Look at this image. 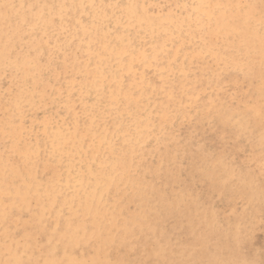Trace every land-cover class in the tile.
I'll return each instance as SVG.
<instances>
[{"label": "rangeland", "instance_id": "obj_1", "mask_svg": "<svg viewBox=\"0 0 264 264\" xmlns=\"http://www.w3.org/2000/svg\"><path fill=\"white\" fill-rule=\"evenodd\" d=\"M165 1L166 0H93V5L96 7L83 4L82 8L80 7L79 0H74V2H72V0L5 1L17 5H38L40 7L34 9L25 7L13 11L12 15L14 19L9 24H5L3 19H0V31L1 34L3 33L2 36L0 34V49H2V47L5 48L3 45L6 46V44H2L6 42V38H4L5 33L9 37L10 48L15 47L16 49H20L9 51L11 53V62H9L7 57L5 60L0 61V76L2 77H0V94H3L0 99V118L2 119L0 123V162L4 163L2 168L0 166L2 170L0 171V184L2 183V185H0V210H2L5 200H11L17 203L16 215L14 218L5 223L4 219L0 217V258L2 256L4 257L5 253L4 234L6 231L23 232L24 229L39 231L45 238L43 240V245L46 246L48 241L46 238L49 239L53 237V230L56 229L58 222L61 225V230H63L64 226L67 224V218L72 217L75 221L73 230L74 228H79V235L81 237L85 236L84 229L87 226L89 229L87 236L91 237V228L93 224H96L97 235L101 236V239L94 241L92 244H82L78 247H74L72 241L69 244L68 241L61 242L59 245L61 249L59 258L61 259H68L70 256V258L72 257L73 259L86 261L130 260L147 262L157 259H167L169 261L182 260L189 258L184 255L185 250L190 249L191 246L199 240L201 244L205 246L208 244H211L214 248L219 246L222 255L227 259L239 260L244 262V264H264V224H262V218H264V202H262L261 199V183L264 182V168L261 167L262 151L258 140L260 139L261 126L258 122H253L251 126L240 127L239 129L236 128V126H239V122H236L239 119H231V121L233 120L231 123L229 119L225 120L224 118V115L238 111V106L233 108L230 112L225 110L228 109L227 105L231 103L233 96L244 98L248 101H254L259 94L258 89L261 88H258L259 79L257 73L259 69L256 66L255 76L250 79H245L235 71V68L231 67V63H233L231 59L221 64L214 59L212 54L205 47L209 46L212 49L219 50V54L227 55L229 58L232 56H236L238 59L241 56L248 58L249 53L241 51V48H236L237 43H240L241 40L243 42V38L240 39L234 33L224 36L216 33L214 28L198 29L199 27L195 24L192 25L191 31H189L187 25H185L181 31L179 22H182L184 18L188 17L190 14L195 16L199 13L193 12L191 8H178L177 5L197 4L196 0H168L166 1L168 4H166ZM225 1L227 3H245V0ZM129 2L139 5V8L135 10V14L131 18L126 16L124 7H122L123 5L130 4ZM211 2L215 3L218 2V0H211ZM60 5L66 6L63 8L60 16L63 15L65 17V28L67 31H61L60 28L57 27L54 35L51 29L47 32H45L43 28H38L33 31L24 25L23 18L25 16L31 18L33 14H40L44 19L55 16L57 18V25H59L60 16L57 13V8H59ZM168 6L171 7L168 8ZM48 7H50L51 10H55V13L48 15ZM98 12L106 14L105 19L107 21L104 20L101 22V26L107 25L109 21H111L114 29L113 31L118 34L108 35V37H104L102 32L95 34L91 38L93 39L95 37L92 42L93 48L95 46L98 47L96 41L99 39L108 45L106 53L108 55H111L115 44L114 49H117V51L121 50L122 47L129 50L135 48L137 55L145 52L146 56H149L146 64L136 63L135 65H132L131 56L127 57V65H132L131 75L128 74V67L124 64L117 63V57L112 56L114 67L118 70H122L125 87L124 95H121L119 85L115 83L111 84V87L116 90V93L118 91L117 95H121V102L119 108L120 112L119 110L116 112V108L112 109V106L110 107V103L107 101L104 102L103 111L110 114V116L107 117V128L102 122V118H104L103 114L95 102V89L93 88L94 90H92V94L94 95L90 92H84V89L88 86L91 87V85L85 83L86 78L83 76L77 77L74 83L73 104L75 111L69 113L62 107L67 99L68 80L72 79L71 69L68 65L74 63L75 57H70L68 65H66L64 56L56 51L58 47H69L68 41L72 40L73 37H76V40L69 49L70 51L79 47V45L81 48L86 49L85 43L81 45L80 39L84 38L85 35L88 36L90 33H86L82 25H88V23L93 20L94 14ZM17 16L21 21L19 26H17L15 19ZM143 17L148 19L149 24L147 27L145 26ZM167 17H170V19L167 20ZM115 18L122 19L119 21L120 28H117L116 24H114ZM160 19H162V21H160ZM175 19H180V21L177 20V28L172 29L168 25L169 20L173 21ZM158 23H164V25L168 26L169 29L167 30V34L165 32L161 35V33L157 32L156 25ZM177 29L178 31H176ZM129 34H131V36H129ZM56 36H59L60 40H57ZM119 36L123 37V42L119 40ZM113 40L116 42H113ZM35 41L36 44L34 43ZM185 43L187 45H185ZM229 45L231 47H229ZM32 46L35 47L33 48ZM152 47L154 50L156 49L155 55H152L154 53ZM160 47L162 48L161 51ZM199 51H201L200 54L195 57L196 53ZM50 53H52L51 61L49 57ZM190 55L193 56L188 58ZM22 56L23 58L25 56H31L40 60L41 64L36 68L35 72L30 73L28 71L26 73L23 70H18L15 67V62L17 59L22 60ZM82 56L84 57L83 52L81 53V59H84L85 57L83 58ZM251 56L253 58L254 55L252 54ZM95 62V59H93V65ZM158 65L159 67H157ZM76 67L79 69L80 66L77 64ZM183 69L187 71H183ZM233 71L235 72L233 73ZM220 72H223V75H220ZM28 74H32V77L30 75L28 76ZM162 76L165 77L166 83H170V88L168 87L166 91H161L157 87V85L161 83ZM238 76L239 78H237ZM206 77L207 81L205 80ZM76 81L79 83H76ZM82 83L85 87H83ZM78 84L80 86L82 84V86L80 87ZM33 85H36L37 88L39 86V90L42 89L41 92L44 97L39 107L37 100L33 102L32 99H29L32 102L26 104L27 111L25 118L22 120L16 109V103L14 104L11 100H13L15 93L18 94L20 90H25V87L29 86L33 87ZM185 86L189 87L186 88ZM197 86L199 87L197 88ZM77 87L80 88L78 89ZM61 89L64 90L63 97H61ZM137 91L146 93V97L143 98L140 104H136L137 107L135 109H147L144 108V105L145 107L149 105L154 106L149 124L143 129L147 136L142 137L144 143L142 142L143 144L141 143V146L138 144L139 142H133V139L130 143H121L115 136L112 137L111 145H109L107 141H99L96 143V140H91L93 139L92 136H89L86 140H81L77 136L78 131L80 133L84 131L83 125L85 116L89 111L90 113L101 114V119L96 120V126L93 128L95 138L100 135V131L107 132L108 134L114 132V129H117L116 132H120V130L124 132L130 131L132 127L127 122H131V115L122 110L124 104L123 96L131 94L130 92L136 93ZM86 93L90 94L87 95ZM79 94L82 95L79 96ZM109 95H111V93H109ZM179 95L184 97L186 105L189 103V96L207 97L208 100L213 99L215 106L212 109V114L209 115L207 111L208 104L200 103L195 99L191 101L190 106L183 107L176 102V99H169L170 96L179 98ZM225 96L226 98H224ZM92 97L94 98L92 99ZM196 102L198 103L196 104ZM81 104L84 106H81ZM87 108H89V111ZM158 109L164 110L163 118H158V115L155 113ZM76 112L80 113L79 130L76 128ZM119 115L124 119L119 118ZM207 116H210V119H208ZM227 117H230V115ZM220 118H222V121ZM8 119L13 125H17L19 122L26 125L21 131L20 138L17 137L15 140L24 142L25 139L31 137L29 143L35 144L37 140V135L35 134L38 133L41 141V148L45 147V138L42 137H46L39 131L40 126L42 127V121L47 119L56 124L59 122V127L63 128L65 132H69L70 130L71 133L68 137L69 140L67 138L65 144L72 145L74 142L77 146L79 145L82 150L80 155L88 157L89 159L97 157L98 159H102L97 165L93 166L95 172L105 169L104 162L106 159L110 157L113 159L123 158L125 160L123 169L121 170V166H116L117 175L121 174V176L117 177L116 185L110 186L108 182L109 178H106L107 180L104 181L102 180L99 184L104 185L97 187L98 189L96 192L99 194L96 193L91 198L89 197V211H86L78 205V200L80 197L83 199V197L86 196L90 187L86 188L85 192H83L81 188H78L79 183L77 184V182L72 180L67 185L68 189L66 186H61V189L57 190L55 194V202L52 210L60 212L59 216H57V212H50L46 205V207L41 211L39 210V212L36 200L33 199L34 195H31V192L33 193L32 190L40 191L42 183H49L50 181L48 180L56 176V174H54L56 170L61 172L60 175L62 179H64L67 174L65 170L66 165L64 164V167L56 165L55 159L51 154L50 144L48 143L46 146L48 150L47 156L41 152L40 158L35 160L34 163L20 164L19 177L13 178L12 180H10V178H4L3 181V172L8 171L11 166H13V164H10L11 161H19L20 159L18 156L15 158V156L10 153L9 150L11 147H9V139H6L4 135L6 131L1 133V130L9 129L10 126L6 124ZM122 121L124 122L123 124ZM150 121L153 123L151 124ZM87 123L92 125L93 121L88 119ZM233 123L237 124L234 125ZM162 125L163 129L168 127L164 129L166 131L162 129ZM34 126L35 128H32ZM145 130H147V132ZM168 131L170 132L167 133ZM249 131H252L251 135L253 133L254 137H250ZM32 133L34 136H32ZM234 134L237 135V137ZM155 136L158 137L155 138ZM2 137H4L5 140ZM145 138L147 140H145ZM162 138L163 142L168 143L164 144L161 142ZM92 141L96 144L92 145ZM255 141L257 143H254ZM98 143L100 147L95 149V145ZM152 144L156 145L153 146ZM3 146L4 150L2 149ZM114 148L115 152L111 155L110 152L112 149L114 150ZM73 150L76 151L74 147ZM156 150L158 152H156ZM6 152H8V156ZM184 152L187 155H183ZM165 153L167 154L166 156L162 155ZM199 154L201 156H199ZM202 156L203 158H201ZM179 159H181V162H179ZM203 162L204 164H202ZM178 163H181L180 166H178ZM125 165L132 170V175L124 174ZM228 165L234 170H240L237 172L243 174L238 173V176L232 174L227 168ZM3 167H5V169H3ZM72 171L74 172L75 168H72ZM5 173L6 172H4V174ZM29 173H31V176ZM103 173H107V170H104ZM112 173H110V175ZM243 175L248 180L250 179L255 186L254 188H256V191H253L252 194L257 196L251 195L247 200H245L242 195L246 191V186L241 179ZM37 176H39L42 181L39 185L35 183V177ZM29 185H32L34 188L31 187L29 189ZM16 189H18L17 193L15 192ZM99 195L103 197L99 199ZM22 197L25 199L27 197L25 201L31 203V212L28 211V203L27 206L24 207V211L20 212L18 204ZM40 200L46 202L44 199ZM67 200H72V203H68ZM45 208H47L46 212ZM105 223L106 225L104 226ZM101 224L103 225L102 234L100 233ZM56 238L59 239L58 236ZM239 241H241V245ZM65 249L66 253H64ZM35 253L37 256L40 255L38 249L35 250Z\"/></svg>", "mask_w": 264, "mask_h": 264}, {"label": "snow or ice", "instance_id": "obj_2", "mask_svg": "<svg viewBox=\"0 0 264 264\" xmlns=\"http://www.w3.org/2000/svg\"><path fill=\"white\" fill-rule=\"evenodd\" d=\"M28 8H37L38 5H17L15 3L3 2L0 0V19H3L5 24H9L13 19L12 12L18 9ZM47 7V6H45ZM92 7H96L92 5ZM122 7L129 10L130 14H135V10L139 8V5L127 4ZM177 7H183L185 9L191 8L193 12H198L200 15H189L180 22L179 27L181 31L183 27L187 25L189 31L192 30V25L195 24L197 27L205 26L210 28L212 22L215 21L217 27L221 25L223 28L231 33H236L247 39L250 43L251 39L258 34L259 36V72L261 78V90H260V101L257 105L251 101H248L244 98L233 97L231 103H229L228 110L231 111L233 108L238 106V111L235 112L234 116L228 117V119H233L235 116H239V123L241 127H244V124L247 123L251 126L252 122L259 120L261 126L260 134V146L262 151L261 157V167L264 168V0H260L259 12L257 13V5L252 3H227L218 0V2H201L199 4L192 5H177ZM17 26L20 24V19L17 16L16 18ZM23 23L31 30L35 31L38 28H43L45 32L49 29L52 30L55 35L57 27L61 31H67L65 28V17L61 15L59 17V25H57V18L51 16L48 19L40 14H33L31 18L25 16L23 18ZM104 28L103 35L108 36L109 33L113 32V25L111 21L107 25L101 26ZM116 27H119V21L116 22ZM99 31V30H98ZM57 40H60L59 36H56ZM76 37H73L72 40L68 41L69 47H58V51L61 55L64 56L65 64L68 65L70 57L75 56V61L68 67L71 69L72 79L68 80V89H67V99L63 103L62 107L64 110L72 113L75 111L73 104V88L74 83L77 77L83 76L86 78L85 83L91 85L92 88L96 91V104L99 106L101 113L103 114V124L105 127H108V119L110 116L109 113L104 112V102L107 101L111 104L113 108L119 110L121 95H124L125 80L123 78L122 70H118L114 67L112 63V56L117 57V63L124 64L128 67V74L131 75L132 65L136 63L146 64L148 62V57L145 53L136 54L135 48L122 49L117 51L113 49L111 55L107 53V45L103 41L97 39L96 43L97 48L92 47V41L87 40V36L80 39L81 45L87 41L88 48L83 49L81 47H76L74 50L70 51L69 49L73 46ZM83 52L84 59H81V53ZM131 56L132 65H127V57ZM6 57L9 62H11V53L6 50ZM50 61L52 59V53L49 54ZM219 63L223 64L228 59H231L233 63L236 64L235 71L243 76L245 79H250L255 76L256 66L254 59L251 56V48L249 50V57L245 58L241 56L239 59L236 56L229 58L227 55L217 54ZM93 59H95V65H93ZM41 64V61L35 59L31 56L25 57L23 63L19 59L15 62V67L18 70H23L26 73L30 70L38 68ZM79 65L77 69L76 65ZM223 75V72L219 73ZM239 78V76L237 77ZM118 84L120 87L121 95H117L116 90L111 87V84ZM161 91H166L169 87V84L165 82V78L161 77V83L157 85ZM63 89H61V97H63ZM111 93V95H109ZM130 98V97H128ZM169 99H176V102L183 106H190L191 101L195 99L198 102H203L205 104H212V101L208 100L207 97L200 96H189L188 104H185L184 97L180 96L179 98L169 97ZM26 96L21 94L16 100V109L20 114L21 119L23 120L26 114V104L31 103ZM227 103V102H226ZM209 115L212 114V108L207 109ZM91 119L93 121L92 125L87 123V120ZM101 119L100 113H88L85 116L84 122V131L83 133L77 132V136L81 140L88 139L89 136L93 137L95 140V133L93 128L96 126V120ZM21 127H26V125L21 124ZM76 128L80 129V113L76 112ZM49 129L51 131L49 132ZM44 133L47 137L44 140L45 147L41 148V141L39 139V134L37 133V140L35 144H30L29 141L31 137L27 138L24 142L19 140L12 143L10 152L14 156H18L19 161H11L13 167H19L20 164L34 163L35 160L40 158L41 152L46 156L48 155L47 144L49 141L53 146V150L57 149L58 141H64L70 136L69 132H65L63 128L59 127L56 123H53L49 120L44 121ZM8 135V133H5ZM63 146V144H61ZM124 174L132 175V170L125 165ZM242 182L246 186V191L242 194L245 200L252 195L254 191V184L252 181L248 180L245 177H242ZM35 183L39 185L42 183L39 176L35 177ZM102 198V197H101ZM261 199L264 202V182L261 183ZM28 203V211L31 212V203ZM17 203L11 200H5L3 202V208L0 210V217H2L7 223L10 219L14 218L16 215ZM24 211V207H20V212ZM47 208H45V212ZM75 221L72 217L67 218V224L61 230V225L58 223L56 229L53 230V237L49 238L47 245H43L44 236L39 231H32L29 229H24L23 232H11L6 231L4 234V257L0 258V264H244V262L239 260H232L225 258L219 246L213 247L211 244L203 245L199 240H197L190 249H186L184 252L185 256H188L187 259L182 260H167V259H157L155 261H130V260H80V259H61L59 258L60 253V243L63 241L71 240L74 247L81 246L82 244H92L94 241L101 239V236L97 235V225L93 224L91 228L92 236L88 237L87 232L89 229L85 227V236L81 237L79 235L80 229L76 228L73 231ZM262 224H264V218H262ZM101 227V234L103 225ZM59 237L57 239L56 237ZM10 242V243H9ZM115 242V241H113ZM38 249L40 255L37 256L35 250ZM66 251V249H65ZM159 255V253H158Z\"/></svg>", "mask_w": 264, "mask_h": 264}, {"label": "bare ground", "instance_id": "obj_3", "mask_svg": "<svg viewBox=\"0 0 264 264\" xmlns=\"http://www.w3.org/2000/svg\"><path fill=\"white\" fill-rule=\"evenodd\" d=\"M6 0H3V2H5ZM31 1H33V0H31ZM120 1V0H119ZM154 1V0H153ZM166 1H168V0H166ZM165 1V2H166ZM178 1V0H177ZM197 1V4H199V3H201V2H211V0H196ZM260 0H245V3H252V4H255V5H257V9H256V11H257V13L259 12V5H258V2H259ZM72 2H74V0H72ZM79 2H80V7L82 8L83 7V4H89L90 6H92L93 5V0H79ZM113 2V1H112ZM116 2V1H115ZM118 2V1H117ZM170 2V1H169ZM222 2H226L225 0L223 1L222 0ZM130 4H132L131 2H129ZM181 3V2H180ZM166 4H168L167 2H166ZM259 4H260V2H259ZM115 5V4H114ZM161 5V4H160ZM176 5H177V3H176ZM179 5V4H178ZM172 6H174V5H172ZM59 7V6H58ZM64 7H66V6H64V5H60V7L59 8H57L58 10H57V13L59 14V16H60V14L62 13V11H63V8ZM160 7V6H159ZM161 7H162V5H161ZM163 7H164V5H163ZM166 7V6H165ZM169 7H171V6H168V8ZM176 8V7H175ZM179 8V7H178ZM175 10V9H174ZM47 11H48V15H50L51 13H55V10H51L50 9V7H48L47 8ZM124 11L126 12V16L127 17H133L134 16V14H130V12H129V10L128 9H126V8H124ZM119 13V12H118ZM85 14V13H84ZM116 14V13H115ZM190 14V13H189ZM138 15V14H137ZM198 15H200V13L198 14ZM145 16V15H144ZM176 17H178V16H176ZM106 18V14L105 13H103V12H98V13H95L94 14V17H93V20H91V22H89L88 23V25H82V28H83V30L86 32V33H90V34H88V36H87V40H90V41H92L93 42V40L95 39V37L93 38V39H91L95 34H97V33H101L102 32V34H103V32H104V28H102L101 27V22H103L104 20H106L105 19ZM122 18V17H121ZM121 18H115V20H114V24H116V22L117 21H120V20H122ZM144 19V22H145V26L147 27L148 26V19L146 18V17H143ZM167 20L168 19H170V17H167L166 18ZM67 20V19H66ZM180 21V19H175V20H169V27H171L172 29H176L177 28V26H178V23L176 22V21ZM107 21V20H106ZM160 21H162V19H160ZM166 21V20H165ZM180 23V22H179ZM122 24V23H121ZM132 25V24H131ZM156 25V24H155ZM76 26V25H75ZM127 26V25H126ZM133 26V25H132ZM152 27V26H151ZM195 27V26H194ZM120 28V27H119ZM136 28V27H135ZM134 28V29H135ZM208 29V27H205V26H200L198 29ZM211 28H214V31L216 32V33H218V34H220V35H224V36H226V35H230L231 34V32H229V31H227V30H225L224 28H223V26L221 25L219 28L217 27V25H216V23H215V21H213L212 22V25H211ZM126 29V28H125ZM156 29H157V32L158 33H161V35H162V33H165L166 32V34H167V30L169 29L168 28V26L167 25H164V23H158L157 25H156ZM171 29V30H172ZM99 30V31H98ZM126 30H128V29H126ZM137 30V29H136ZM196 30V29H195ZM116 31H118V30H116ZM135 31V30H134ZM176 31H178V29L176 30ZM131 32V31H130ZM150 32V31H149ZM171 32V31H170ZM117 33V32H116ZM115 33V31H113L112 33H109L108 35H115L116 34ZM123 33H125V32H123ZM132 33V32H131ZM157 33V34H158ZM0 34H1V31H0ZM3 34V33H2ZM2 34H1V36H2ZM85 34V33H84ZM118 34V33H117ZM126 34H128V33H126ZM202 34V33H201ZM236 36H238L240 39L241 38H243V42H242V40L240 41V43H237V47L236 48H241V51H244V52H246V53H249V50H250V48H251V55L253 54L254 56H253V59H254V62H255V66H257L258 67V69H259V60H260V54H259V36H258V34L257 35H255L252 39H251V41H250V43L247 41V39L245 38V37H243V36H241V35H237L236 33H234ZM5 35V37L4 38H6L5 40H6V42L5 43H2V44H6V46L5 45H3L5 48H3L2 47V49H0V61H3V60H5V58H6V50L7 51H13V49H16L15 47L13 48V47H11L12 48V50H11V48H10V40H9V37H8V35L5 33L4 34ZM86 36V35H85ZM129 36H131V34H129ZM234 36V35H233ZM105 37V36H104ZM108 37V36H107ZM135 37V36H134ZM125 38V37H124ZM107 39V38H106ZM112 39V38H111ZM118 40V39H117ZM119 40L120 41H122L123 42V37L121 36H119ZM118 40V41H119ZM150 40V39H149ZM2 41V40H1ZM12 41V40H11ZM111 41V40H110ZM109 41V42H110ZM133 41V40H132ZM162 41V40H161ZM190 41V40H189ZM113 42H116V41H114L113 40ZM137 42V41H136ZM160 42V41H159ZM192 42V41H191ZM1 43V42H0ZM35 44H36V41L34 42ZM112 43V42H111ZM118 43V42H117ZM170 43V42H169ZM190 43V42H189ZM1 44V45H2ZM79 44V43H78ZM84 44V43H83ZM154 44V43H153ZM156 44H157V42H156ZM206 44V43H205ZM230 44H233V43H230ZM13 45H14V41H13ZM139 45H140V43H139ZM165 45V44H164ZM185 45H187L186 43H185ZM190 45H191V43H190ZM200 45V44H199ZM199 45H197V46H199ZM85 46H86V49L88 48V43H87V41L85 42ZM95 46V45H94ZM108 46V45H107ZM114 46H115V44H114ZM114 46H113V49H114ZM134 46V45H133ZM136 46V45H135ZM156 46H158V45H156ZM33 48L35 47V46H32ZM79 47H80V45H79ZM96 47V46H95ZM94 47V48H95ZM117 47V46H116ZM162 47H163V49H164V46L162 45ZM206 48H207V50L212 54V56L214 57V59L215 60H217V62H219L218 61V58H217V54H219V50H215V49H212V48H210L209 46L207 47V46H205ZM229 47H231L230 45H229ZM0 48H1V46H0ZM97 48V47H96ZM136 48H138V47H136ZM142 48V47H141ZM144 48V47H143ZM198 48V47H197ZM202 48V47H201ZM19 48H17L16 50H18ZM122 49H124V47H122L121 48V50ZM152 49L154 50V48L152 47ZM161 47H160V51H161ZM166 49V48H165ZM20 50V49H19ZM73 50V49H72ZM108 50H109V48H108ZM117 50V49H116ZM151 50V49H150ZM153 50H151V51H153ZM156 50V49H155ZM155 50H154V53L152 54V55H155ZM15 52H17V51H15ZM113 52V51H112ZM165 52V51H164ZM200 52L201 51H199L198 53H196V55H195V57L196 56H198L199 54H200ZM253 52V53H252ZM13 53V52H12ZM145 53V52H144ZM152 53V52H151ZM209 53V54H210ZM223 53V52H222ZM16 54V53H15ZM24 54V53H23ZM147 54H148V52H147ZM163 54V53H162ZM210 54V55H211ZM20 55H21V52H20ZM150 55V54H149ZM17 56V55H16ZM19 56V55H18ZM163 56V55H162ZM193 55H190L188 58H191ZM223 55H221V57H222ZM25 57H27V56H25ZM24 57V58H25ZM75 57V56H74ZM83 57V56H82ZM149 57V56H148ZM150 57H151V55H150ZM153 57V56H152ZM155 57V56H154ZM167 57V56H166ZM19 58H21V57H19ZM22 58H23V56H22ZM24 58L21 60V59H19V60H21L20 62L21 63H23V60H24ZM84 58V57H83ZM181 58V57H180ZM15 59H17V58H15ZM154 59V58H153ZM156 59V58H155ZM153 62V61H152ZM160 62V61H159ZM72 63V62H71ZM224 63H226V62H224ZM153 64H154V62H153ZM161 64V63H160ZM95 65V64H94ZM179 66V65H178ZM214 66V65H213ZM66 67V66H65ZM153 67V66H152ZM157 67H159V65L157 66ZM187 67V66H186ZM231 67L232 68H236V64L235 63H231ZM146 69H148V68H146ZM158 69V68H157ZM160 69H161V67H160ZM159 69V70H160ZM257 69V70H258ZM162 70V69H161ZM180 70V69H179ZM36 71V69H34V70H30L29 72L31 73V72H35ZM165 71V70H164ZM183 71H187V70H185V69H183ZM232 71V70H231ZM178 72V71H177ZM180 72H181V70H180ZM235 71H233V73H234ZM7 73V72H6ZM25 73V72H24ZM157 73V72H156ZM165 73V72H164ZM175 73H176V71H175ZM179 73V72H178ZM160 74V73H159ZM177 74V73H176ZM180 74V73H179ZM182 74V73H181ZM212 74V73H211ZM7 75H8V73H7ZM31 76L32 74H28V76ZM163 75V74H162ZM171 75V74H170ZM194 75V74H193ZM5 76V75H4ZM172 76H173V73H172ZM183 76V75H182ZM1 77V76H0ZM32 77V76H31ZM30 77V78H31ZM164 77V76H163ZM174 77H175V75H174ZM184 77H185V75H184ZM211 77V76H210ZM216 77V76H215ZM257 77H258V79H259V84H258V88H260L261 87V78H260V72L258 71V73H257ZM2 78V77H1ZM165 78V77H164ZM182 78V77H181ZM217 78V77H216ZM11 79H12V77H11ZM81 79V78H80ZM172 79V78H171ZM174 79V78H173ZM79 80V79H78ZM82 80H83V78H82ZM154 80V79H153ZM179 80V79H178ZM186 80H188V79H186ZM206 81H207V77H206V79H205ZM168 81V80H167ZM183 81H184V79H183ZM202 81H204V80H202ZM205 81V82H206ZM213 81H215V80H213ZM24 82H25V80H24ZM78 81H76V83H77ZM81 82V81H80ZM142 82V81H141ZM176 82V81H175ZM178 82V81H177ZM204 82V83H205ZM216 82V81H215ZM22 83V82H21ZM79 83V82H78ZM33 84V83H32ZM83 84V83H82ZM82 84H81V86H82ZM153 84H154V82H153ZM168 84H170V83H168ZM172 84V83H171ZM179 84V83H178ZM177 84V85H178ZM191 84V83H190ZM29 85V84H28ZM38 85V84H37ZM40 85V84H39ZM79 85V84H78ZM188 85V84H187ZM198 85V84H197ZM215 85V84H214ZM250 85V84H249ZM252 85V84H251ZM80 86V85H79ZM80 86V87H81ZM151 86H152V84H151ZM154 86V85H153ZM200 86V85H199ZM199 86H197V88L199 87ZM79 87V88H80ZM83 87H85V85L83 84ZM186 87V86H185ZM189 87V86H188ZM188 87H186V88H188ZM196 87V86H195ZM26 89L25 90H20L19 92H18V94H14V96H13V100H11V101H13L14 102V104L16 103V100H17V98L21 95V94H23L24 96H26L28 99H32V101L34 102L35 100H37V103H38V107H39V104L41 103V100H43V97H44V95L42 94V92H41V90H39L38 88H39V86H38V88H37V86L36 85H33V87H25ZM78 88V87H77ZM78 88V89H79ZM152 88V87H151ZM170 88V87H169ZM192 88H194V87H192ZM191 88V89H192ZM84 89V88H83ZM117 89V88H116ZM185 89V88H184ZM9 90V89H8ZM92 90H94L92 87H90V86H88V87H86L85 89H84V92H90L91 94L93 93V91ZM150 90V89H149ZM219 90H221V89H219ZM260 90H261V88L260 89H258V92H259V94L256 96V98L254 99V101H251V102H253V103H256L257 105L259 104V101H260ZM153 91V90H152ZM158 91V90H157ZM176 91H177V89H176ZM83 93V92H82ZM90 93H86L87 95H89ZM117 93H118V91H117ZM131 94H126L125 96H123L124 97V104H123V111H125L127 114H129V115H131V122L130 121H126L128 124H130L131 125V130L130 131H126V132H124V131H121L120 130V132H116V130L117 129H114V132H110L109 134L107 133V132H103V131H100V137L98 136V137H96L95 138V140H96V143L97 142H99V141H107L108 142V144L109 145H111L112 144V137H114L115 136V138H118L119 139V141L121 142V143H126V142H128V143H130V142H132V139H133V142H139L138 144L140 145L143 141H142V137L143 136H147V134L143 131V129L145 128V127H147L148 126V124H149V120L151 119V117H152V113H153V108H154V106L153 105H149L148 107H145V105H144V108H147V109H141V110H137V109H135L137 106H136V104H140V102H142L143 101V98L144 97H146V93H142V92H136V93H132V92H130ZM148 93H150V92H148ZM158 93V92H157ZM96 94V93H95ZM133 94H136V95H133ZM249 94V93H248ZM2 95L3 94H0V99H1V97H2ZM82 94H79V96H81ZM86 95V96H87ZM92 95H94V94H92ZM175 95V94H174ZM251 95H252V93H251ZM158 96V95H157ZM180 96V95H179ZM182 96V95H181ZM242 96H243V94H242ZM241 96V97H242ZM128 97H130V98H128ZM160 97V96H159ZM234 97V96H233ZM80 98V97H79ZM94 97H92V99H93ZM150 98V97H149ZM163 98V97H162ZM224 98H226V96L224 97ZM47 99V98H46ZM46 99H44V100H46ZM85 99V98H84ZM86 100H89V99H86ZM91 100V99H90ZM160 100V99H159ZM210 101H212V104H208L207 106H208V108L209 107H211L212 109H213V107L215 106L214 105V102H213V99H209ZM84 101V100H83ZM3 102V101H2ZM79 102V101H78ZM87 102V101H86ZM85 102V103H86ZM148 102V101H147ZM149 102H151V101H149ZM87 103H89V102H87ZM198 102H196V104H197ZM201 103V102H200ZM203 103V102H202ZM3 104V103H2ZM84 104V103H83ZM83 104H81V106L83 105ZM132 104V105H131ZM155 104V103H154ZM41 105V104H40ZM122 105V104H121ZM130 105H131V108H130ZM162 105V104H161ZM170 105V104H169ZM79 106V105H78ZM84 106V105H83ZM90 106H92V105H90ZM89 106V107H90ZM93 107V106H92ZM110 107H111V104H110ZM157 107V106H156ZM84 108V107H83ZM162 108H163V106H162ZM88 109V111H89V108H87ZM112 109H113V107H112ZM156 109V108H155ZM166 109V108H165ZM169 109V108H168ZM106 110V109H105ZM167 110V109H166ZM174 110V109H173ZM225 110H227L228 112H230L228 109H225ZM224 110V111H225ZM47 111V110H46ZM118 110H116V112H117ZM122 111V112H123ZM155 111V110H154ZM178 111V110H177ZM115 112V111H114ZM119 112H120V109H119ZM125 112H124V114H125ZM166 112V111H165ZM221 112V111H220ZM227 112V113H228ZM19 113V112H18ZM42 113V112H41ZM47 113V112H46ZM89 113H90V111H89ZM108 113V112H107ZM155 113L158 115V118H163V116H164V110L163 109H158V110H156L155 111ZM221 113H223V112H221ZM3 114V113H2ZM121 114V113H120ZM123 114V115H124ZM234 114H235V112H232V113H228V114H226V115H224V118H225V120H228V115H230V116H234ZM194 115V114H193ZM50 116V115H49ZM154 116V115H153ZM177 116V115H176ZM201 116H203V115H201ZM20 117V116H19ZM126 117H128V116H126ZM208 117V116H207ZM217 117V116H216ZM25 118V117H24ZM45 118H47V117H45ZM119 118H123L121 115H119ZM236 120L237 119H239V116H235L234 117ZM233 118V119H234ZM41 119V118H40ZM42 119H43V117H42ZM103 119V118H102ZM124 119V118H123ZM172 119V118H171ZM175 119V118H174ZM208 119H210V116L208 117ZM221 119V121H222V118H220ZM36 120V119H35ZM34 120V121H35ZM46 120V119H45ZM45 120H43L42 121V127L40 126V132L42 133V135L44 134L45 135V133H44V121ZM118 120V119H117ZM201 120V119H200ZM20 121V120H19ZM18 121V122H19ZM32 121V120H31ZM37 121V120H36ZM40 121V120H39ZM53 121V120H52ZM124 121V120H123ZM122 121V124L124 123ZM152 121V120H151ZM151 121H150V123H151ZM159 121H162V120H159ZM175 121V120H174ZM208 121V120H207ZM224 121V120H223ZM230 121H231V119H230ZM233 121V120H232ZM232 121H231V123H232ZM238 121L239 120H237L236 122L238 123ZM2 122V119L0 118V123ZM33 122V121H32ZM32 122H30V123H32ZM209 122H210V120H209ZM227 122V121H226ZM253 122H258V124L260 125V122H259V120H255V121H253ZM253 122H252V124H253ZM38 123H40V122H38ZM58 124H59V122H57ZM153 123V122H152ZM151 123V124H152ZM237 123H235V124H237ZM6 124H8L10 127H9V129H4L3 131L1 130V133L2 132H4V131H6V132H8V135H6V134H4L5 135V138L7 139H9V147H11L12 146V143L14 142V141H17V140H15V138H20V135H21V131L23 130V127H21V122H19L17 125H13L11 122H10V120L8 119L7 120V122H6ZM36 124V123H35ZM57 124V125H58ZM117 124V123H116ZM115 124V125H116ZM162 124V123H161ZM170 124V123H169ZM207 124V123H206ZM228 124V123H227ZM234 124V123H233ZM234 124V125H235ZM30 125H32V124H30ZM37 125V124H36ZM114 125V126H115ZM118 125V124H117ZM126 125V124H125ZM166 125V124H165ZM233 125V126H234ZM111 126V125H110ZM119 126V125H118ZM128 126V125H127ZM126 126V127H127ZM152 126V125H151ZM167 126H168V124H167ZM182 126V125H181ZM232 126V127H233ZM244 126L245 127H247L248 126V124L247 123H245L244 124ZM255 126V125H254ZM39 127V126H38ZM120 127V126H119ZM125 127V126H124ZM150 127V126H149ZM153 127H154V125H153ZM235 127V126H234ZM240 127H241V124L239 123V126L237 127L236 126V128H239L240 129ZM32 128H35V126L34 127H32ZM115 128V127H114ZM116 128H117V126H116ZM159 128V127H158ZM165 128H168V127H165ZM164 128V129H165ZM235 128V129H236ZM260 128V127H259ZM26 129V128H25ZM101 129V128H100ZM160 129H161V127H160ZM162 129H163V125H162ZM163 129V130H164ZM184 129V128H183ZM256 129V128H255ZM254 129V130H255ZM261 129V128H260ZM168 130V129H167ZM258 130V129H257ZM25 131H27V130H25ZM31 131V130H30ZM29 131V132H30ZM146 132H147V130H145ZM157 131H159V130H157ZM160 131H162V130H160ZM164 131H166V130H164ZM196 131V130H195ZM49 132H50V129H49ZM170 131H168L167 133H169ZM202 132V131H201ZM225 132V131H224ZM246 132H247V130H246ZM252 132V131H251ZM251 132L249 131V133H250V135H251ZM254 132V131H253ZM260 132V131H259ZM221 133H222V131H221ZM241 133V132H240ZM254 133H256V132H254ZM33 134V133H32ZM173 134V133H172ZM175 134V133H174ZM215 134V133H214ZM218 134V133H217ZM243 134V133H242ZM35 135H37V134H35ZM70 135H71V133H70ZM161 135H163V134H161ZM170 135V134H169ZM235 135V134H234ZM241 135V134H240ZM25 136V135H24ZM32 136H34V134L32 135ZM182 136V135H181ZM236 137H237V135H235ZM243 136H245V135H243ZM248 136V135H247ZM246 136V137H247ZM254 137V134L252 133V135L250 136V137ZM259 136V135H258ZM23 137V136H22ZM158 137V136H157ZM156 136H155V138H157ZM162 137H164V136H162ZM219 137V136H218ZM249 137V136H248ZM256 137V136H255ZM2 138H4V137H2ZM5 138H4V140H5ZM12 138H14V139H12ZM34 138V137H33ZM42 138H45L46 139V137H42ZM148 138V137H147ZM158 139H160V138H158ZM172 139V138H171ZM223 139V138H222ZM244 139H246V138H244ZM3 140V141H4ZM26 140V139H25ZM44 140V139H43ZM68 140H69V138H68ZM91 140H93V139H91ZM145 140H147L146 138H145ZM165 140V139H164ZM169 140V139H168ZM179 140V139H178ZM230 140V139H229ZM233 140V139H232ZM250 140V139H249ZM259 140V142H260V139H258ZM8 141V140H7ZM21 141V140H20ZM66 141H67V139L66 140H64V141H58V145H57V149L55 150V152H54V150H53V146H52V144H51V142L49 141V144H50V147H51V154L53 155V158L55 159L54 161H55V163H56V165H61V166H63L64 167V164L66 165V172H67V174H66V176L64 177V179H62V177H61V175H60V171H58V170H56L55 172H54V174H56V176L54 177V178H52L51 177V179L50 180H48V181H50L49 183H42L41 184V189H40V191H36V190H32L33 191V193L31 192V195H34V198L33 199H35L36 200V204L38 205L37 207H38V211L40 210H42V209H44V207H46L47 206V208H49V210H50V212H52V213H56L57 211H54V210H52V208H53V205H54V202H55V194H56V192H57V190H59V189H61V186H66L67 187V185H68V183L70 182V181H75V182H77V184L79 183V187L78 188H81V190L83 191V192H85V190H86V188H88V187H90L89 188V191L86 193V196H84L83 197V199H81V197H80V199L78 200V205L83 209V210H86V211H89V203H90V198L94 195V194H96V193H98V192H96L97 191V187L99 186L100 187V185L101 184H99L100 182H102V180L104 181V180H107L106 178H109V180H108V182H109V185L111 186V185H116V183H117V177H119V176H121V174H119V175H117V168H116V166L118 165V166H121L122 168H121V170L123 169V164L125 163V160L123 159V158H120V159H113L112 157H110L109 159H106V161L104 162V167H105V169L104 170H107V173H103V171L104 170H102V171H98V172H95L94 171V168H93V166H95V165H97L98 164V162H100V160H102V159H98V157L97 158H92V159H89L88 157H85V156H82V155H80V153H81V148H80V146L78 145L77 146V144L76 143H72V145H67V144H65L66 143ZM181 141V140H180ZM193 141V140H192ZM211 141V140H210ZM234 141H235V139H234ZM157 142H158V140H157ZM161 142H163V138H162V141ZM94 141H92L91 142V144L93 145V144H96ZM105 143V142H104ZM144 143V142H143ZM142 143V144H143ZM152 143V142H151ZM154 143H156V142H154ZM164 144H167L166 142H163ZM190 143H191V140H190ZM254 143H257L256 141L254 142ZM61 144H63V146H61ZM106 144V143H105ZM141 144V145H142ZM150 144V143H149ZM159 144V143H158ZM163 144V145H164ZM4 145V144H3ZM8 145V144H7ZM48 145V144H47ZM140 145V146H141ZM153 145V144H152ZM156 145V144H155ZM155 145H153V146H155ZM257 145V144H256ZM74 147V149L76 150V151H74L73 150V147ZM150 146V145H149ZM148 146V147H149ZM167 146V145H166ZM6 147V146H5ZM98 147H100V145H99V143L97 144V145H95V149L96 148H98ZM147 147V148H148ZM151 147V146H150ZM159 147V146H158ZM157 147V148H158ZM164 147V146H163ZM155 148V147H154ZM166 148V147H165ZM3 150H4V146H3V148H2ZM151 149V148H150ZM3 150H2V152H3ZM6 150V149H5ZM145 150H146V148H145ZM158 150V149H157ZM156 150V152H158ZM181 150V149H180ZM186 150H187V148H186ZM190 150V149H189ZM199 150V149H198ZM10 151V150H9ZM144 151V150H143ZM164 151V150H163ZM194 151H195V149H194ZM193 151V152H194ZM114 152H115V148H114V150L112 149L111 150V152H110V154L111 155H113L114 154ZM138 152V151H137ZM136 152V153H137ZM146 152H148V151H146ZM165 152V151H164ZM8 152H6V154H7ZM11 153V152H10ZM140 153H141V150H140ZM149 153V152H148ZM191 153H192V150H191ZM198 153V152H197ZM3 154V153H2ZM151 154V153H150ZM179 154H180V151H179ZM184 154H186L185 152L183 153V155ZM190 154V153H189ZM137 155V154H136ZM156 155H157V153H156ZM162 155H167L166 153L165 154H162ZM187 155V154H186ZM211 155V154H210ZM7 156H8V154H7ZM11 156V155H10ZM142 156V155H141ZM150 156V155H149ZM152 156H153V154H152ZM160 156V155H159ZM159 156H157V157H159ZM169 156V155H168ZM199 156H201L200 154H199ZM78 157V158H77ZM144 157V156H143ZM160 157H162V156H160ZM159 157V158H160ZM179 157H180V155H179ZM189 157H191V156H189ZM3 158H4V156H3ZM15 158H16V156H15ZM145 158V157H144ZM201 158H203V156L201 157ZM9 159V158H8ZM181 159H182V156H181ZM181 159H179V162H181L180 160ZM189 159V158H188ZM187 159V160H188ZM12 160V159H11ZM137 160V159H136ZM141 160V159H140ZM139 160V161H140ZM185 160H186V158H185ZM184 160V161H185ZM205 160V159H204ZM3 161V160H2ZM138 161V162H139ZM144 161V160H143ZM8 162L10 163V161L8 160ZM202 162V161H201ZM6 163H7V161H6ZM77 163H78V165H77ZM4 163H2V162H0V166H1V168H2V165H3ZM11 165H12V162L10 163ZM144 164H146V163H144ZM148 164V163H147ZM179 164V163H178ZM181 164V163H180ZM180 164L178 165V166H180ZM202 164H204V162L202 163ZM9 165V164H8ZM199 165V164H198ZM203 166V165H202ZM8 167H10V166H8ZM32 167V166H31ZM75 168V171L73 172L72 171V168ZM92 167V168H91ZM184 167V166H183ZM205 167H207V166H205ZM225 167H226V165H225ZM1 168H0V171H2L1 170ZM22 168V167H21ZM228 169H229V171L232 173V174H236L237 176H238V173H241V172H237V171H240V170H234L233 168H231L229 165H228V167H227ZM3 169H5V167H3ZM120 170V171H121ZM202 170V169H201ZM204 170V169H203ZM198 171V170H197ZM4 172H6L5 174H4ZM3 172V174H2V178H3V181H4V178H10V180H12L13 178H17V177H19L20 176V168L19 167H13V166H11V168L8 170V171H4ZM113 172V173H112ZM200 172V171H199ZM110 173H112L111 175H110ZM63 174V173H62ZM241 174H243V173H241ZM21 175H22V173H21ZM29 175L31 176V173H29ZM26 177V176H25ZM43 177V176H42ZM243 177H244V175H243ZM30 178V177H29ZM1 179V178H0ZM15 180V179H14ZM44 180V179H43ZM250 180V179H249ZM34 181V180H33ZM47 181V182H48ZM6 182V181H5ZM12 182V181H11ZM17 182V181H16ZM4 184V183H3ZM8 184V183H7ZM12 184V183H11ZM17 184V183H16ZM26 184H28V183H26ZM32 184V183H31ZM103 184V183H102ZM0 185H2V183L0 184ZM15 185V184H14ZM104 185V184H103ZM103 185H101V186H103ZM20 186V185H19ZM25 186V185H24ZM71 186V185H70ZM23 187V186H22ZM31 187H33L32 185H29V189L31 188ZM34 188V187H33ZM32 188V189H33ZM6 189V188H5ZM67 189H68V187H67ZM13 190V189H12ZM39 190V189H38ZM64 190H65V188H64ZM63 190V191H64ZM102 190V189H101ZM7 191V190H6ZM9 191H10V189H9ZM70 191V190H69ZM152 191V190H151ZM254 191H256V188H254ZM15 192L17 193L18 192V189H16L15 190ZM71 192H72V190H71ZM80 192V191H79ZM64 193V192H63ZM68 193V192H67ZM103 193V192H102ZM79 194V193H78ZM99 194V193H98ZM257 194V193H256ZM81 195H83V194H81ZM80 195V196H81ZM101 195H103V194H101ZM101 195H99V199L101 198L100 196ZM253 195V194H252ZM255 195V194H254ZM253 195V196H254ZM3 196V195H2ZM252 196V197H253ZM255 196H257V195H255ZM7 197V196H6ZM5 197V198H6ZM10 197V196H9ZM57 197H60V196H57ZM90 197V198H89ZM103 197V196H102ZM26 199H27V197H26ZM24 197H22L21 198V200H20V203L18 204V208H20L21 206H23V207H26L27 206V201H25L26 200ZM40 199H44L46 202H44V201H41ZM108 199V198H107ZM59 200V199H58ZM75 200V199H74ZM93 200V199H92ZM94 200H95V198H94ZM57 201V200H56ZM68 201V203H72V200H67ZM94 203V202H93ZM245 203H247V202H245ZM92 204V203H91ZM46 205V206H45ZM106 205V204H105ZM66 207V206H65ZM65 207H64V209H65ZM77 210V209H76ZM39 211V212H40ZM62 211H63V208H62ZM58 213V215L57 216H59V213L60 212H57ZM105 214V213H104ZM37 215H38V213H37ZM39 216V215H38ZM128 216V215H127ZM79 217V216H78ZM89 217V216H88ZM80 218V217H79ZM59 219H60V217H59ZM104 219V218H103ZM59 223V222H58ZM5 224V223H4ZM3 225V224H2ZM106 225V223L104 224V226ZM10 226V225H9ZM87 226V225H86ZM232 226V225H231ZM249 226V225H248ZM11 227V226H10ZM88 227V226H87ZM247 228V227H246ZM73 231H75V228H74V230ZM101 233V232H100ZM152 233V232H151ZM152 235V234H151ZM232 237V236H231ZM230 237V238H231ZM45 239V238H44ZM47 240H48V238H46ZM240 242L241 241H239V244H240ZM43 243H44V241H43ZM46 243V242H45ZM69 243H71V240H68V244ZM241 245V244H240ZM237 246V245H236ZM86 247V246H85ZM238 247V246H237ZM60 252H61V249H60ZM64 253H66V251L64 252ZM117 253V252H116ZM3 257V256H2ZM1 257V258H2ZM69 260L70 259H73L72 257L70 258V256H69V258H68Z\"/></svg>", "mask_w": 264, "mask_h": 264}]
</instances>
